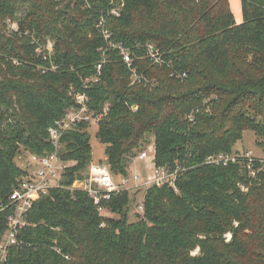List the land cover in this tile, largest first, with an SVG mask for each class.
I'll use <instances>...</instances> for the list:
<instances>
[{"label":"trees","instance_id":"16d2710c","mask_svg":"<svg viewBox=\"0 0 264 264\" xmlns=\"http://www.w3.org/2000/svg\"><path fill=\"white\" fill-rule=\"evenodd\" d=\"M239 2L241 22L229 0H0V238L26 175L18 161L57 151L68 165L5 264H264V171L206 163L239 152L247 131L264 155V0ZM117 47L142 80L131 83ZM99 65L100 82L85 84ZM82 93L102 117L56 149L49 131ZM95 125L113 176L131 175L151 136L153 166L176 172L174 186L121 192L99 213L70 189L92 163Z\"/></svg>","mask_w":264,"mask_h":264},{"label":"built area","instance_id":"2783aa9c","mask_svg":"<svg viewBox=\"0 0 264 264\" xmlns=\"http://www.w3.org/2000/svg\"><path fill=\"white\" fill-rule=\"evenodd\" d=\"M118 16L117 12H113ZM113 47V46H112ZM122 62L131 72L132 84L135 81L142 80L133 67V59L129 51L122 47H117ZM147 57L157 65L164 66L165 62L158 55L157 50L152 45L146 47ZM96 75L92 79H86L85 84L91 82H100L101 66H97ZM185 75L183 74L182 77ZM88 87V86H86ZM78 109L69 110L64 118L55 122L53 128L50 129V141L57 149L60 137L63 132L71 130L81 122H89L101 119V115H95L89 108L90 98L86 93L78 94L75 97ZM147 158V154L142 152L138 156V160L143 161ZM206 163L212 166H227L229 164L243 163L247 174L250 178H255L257 172L264 171V158L255 157L249 151H239L233 154L212 155L206 158ZM257 164L258 170L253 165ZM68 165L62 163L57 151L47 156L29 155L28 169L26 175L19 182L17 188L12 192L9 198V215L7 217V229L0 238V264H5L9 248L18 244V235L24 227L27 226V218L38 198L45 194L50 188L59 185L63 172ZM177 173H168L161 167H154L149 175L143 177L135 172L127 177L115 178L107 166L103 163L92 162L88 168L87 175L82 180H75L70 189L78 190L85 193L91 199L97 211L101 214L105 212L103 203L109 201L113 195L120 194L124 191L146 189L151 186L173 187ZM4 208H0V211ZM138 212H142V207H138Z\"/></svg>","mask_w":264,"mask_h":264},{"label":"rangeland","instance_id":"374dc122","mask_svg":"<svg viewBox=\"0 0 264 264\" xmlns=\"http://www.w3.org/2000/svg\"><path fill=\"white\" fill-rule=\"evenodd\" d=\"M234 1H236L234 4ZM230 9L231 11L235 14V18L237 21L241 22V10H240V2L239 0H231L230 2ZM96 125L91 126L89 128V133H90V145H91V152H92V157L91 160L92 162H103L104 161V146L101 145L98 140L95 137L96 133ZM255 139L256 137L254 136L253 133L247 131L243 134L242 140L238 142L235 146V149L238 151H249L252 153L253 156H263L262 151L260 148H258L255 144ZM145 152L147 154V158L143 161L138 160L139 154L131 161L130 167L128 169L129 173H136L139 175H142L143 177L147 176L150 174L151 169H152V163L151 161L153 160V138L150 136L148 138V141L146 143H143L142 145V150L139 153ZM19 166L22 169L27 170L28 169V156L25 158H22L20 161H18ZM119 178V176L115 177ZM136 190V189H135ZM135 190H130L132 193L135 192ZM129 191V192H130ZM140 201V195L136 196V203L139 204ZM134 208V210H133ZM131 208L130 211V216L132 212H137L138 209L136 207ZM229 239V236L227 237ZM193 254H196L194 252Z\"/></svg>","mask_w":264,"mask_h":264},{"label":"crops","instance_id":"0c3cea01","mask_svg":"<svg viewBox=\"0 0 264 264\" xmlns=\"http://www.w3.org/2000/svg\"><path fill=\"white\" fill-rule=\"evenodd\" d=\"M230 2H231V0H229V3H230ZM235 2H236V1H234V4H236ZM233 15H234V18H235V14H234V13H233ZM235 21H236V22H239V21L236 20V18H235ZM236 150H237V149H236ZM263 156H264V155H263ZM256 157H261V156H256ZM151 163H152V161H151Z\"/></svg>","mask_w":264,"mask_h":264},{"label":"water","instance_id":"95a60500","mask_svg":"<svg viewBox=\"0 0 264 264\" xmlns=\"http://www.w3.org/2000/svg\"><path fill=\"white\" fill-rule=\"evenodd\" d=\"M152 164H154V160H152Z\"/></svg>","mask_w":264,"mask_h":264}]
</instances>
